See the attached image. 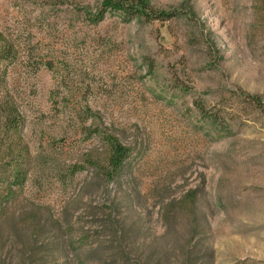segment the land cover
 <instances>
[{"label": "rangeland", "instance_id": "rangeland-1", "mask_svg": "<svg viewBox=\"0 0 264 264\" xmlns=\"http://www.w3.org/2000/svg\"><path fill=\"white\" fill-rule=\"evenodd\" d=\"M108 1L0 0V104L21 115L8 131L0 112L8 214L67 210V253L82 264L105 238L92 220L141 217L159 236L162 201L196 189L212 264H264L261 1L148 0L177 15L94 21ZM111 138L131 148L120 181L102 173Z\"/></svg>", "mask_w": 264, "mask_h": 264}, {"label": "trees", "instance_id": "trees-1", "mask_svg": "<svg viewBox=\"0 0 264 264\" xmlns=\"http://www.w3.org/2000/svg\"><path fill=\"white\" fill-rule=\"evenodd\" d=\"M260 1L264 11V0ZM104 7L94 15V21H102L103 15L110 10L121 13L125 19L139 17L148 22L165 21L177 15L157 11L148 0H111ZM246 100L257 109L263 108L259 96L248 95ZM199 108L204 111L202 105ZM0 112L6 115L5 130H17L21 120L19 109L11 102H2ZM110 148L103 177L112 179L117 176V181H120L121 175L129 168L131 148L117 138L110 139ZM5 153L0 145V169L4 158H8ZM128 197L131 200L128 207L134 211V197L130 194ZM199 200L196 189L187 191L181 197L163 200L159 213L164 232L159 236L146 233L141 217L129 224L127 219L120 218L113 211L103 214L106 218L99 217L100 220L96 218L91 223L102 227L105 238L88 245L80 261L82 264H212L213 247L205 244L209 239V223L207 215L199 211ZM7 203L5 192L0 191V264L74 262L67 253L68 230L72 224V215L67 210L62 214V219H57L49 208L37 206L31 214L18 217L8 214ZM98 215L96 212L93 216ZM54 239L59 247L51 246L50 241ZM51 255L54 261L50 262L47 259Z\"/></svg>", "mask_w": 264, "mask_h": 264}]
</instances>
